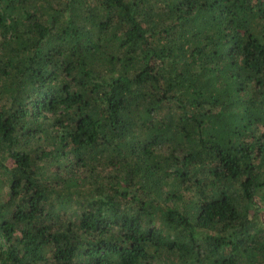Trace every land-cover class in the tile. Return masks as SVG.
I'll list each match as a JSON object with an SVG mask.
<instances>
[{
    "label": "trees",
    "instance_id": "obj_1",
    "mask_svg": "<svg viewBox=\"0 0 264 264\" xmlns=\"http://www.w3.org/2000/svg\"><path fill=\"white\" fill-rule=\"evenodd\" d=\"M0 264H264V0H0Z\"/></svg>",
    "mask_w": 264,
    "mask_h": 264
}]
</instances>
